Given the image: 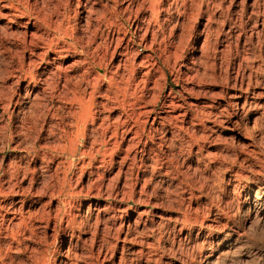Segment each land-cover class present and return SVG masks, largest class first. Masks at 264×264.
Wrapping results in <instances>:
<instances>
[{
  "label": "rangeland",
  "instance_id": "1",
  "mask_svg": "<svg viewBox=\"0 0 264 264\" xmlns=\"http://www.w3.org/2000/svg\"><path fill=\"white\" fill-rule=\"evenodd\" d=\"M262 187L264 0H0V264H258Z\"/></svg>",
  "mask_w": 264,
  "mask_h": 264
},
{
  "label": "bare ground",
  "instance_id": "2",
  "mask_svg": "<svg viewBox=\"0 0 264 264\" xmlns=\"http://www.w3.org/2000/svg\"><path fill=\"white\" fill-rule=\"evenodd\" d=\"M20 2V1H19ZM19 4H15L14 2L12 1H7V6H5L9 11L11 10V13L12 11H15L16 13L19 12V14H25L28 16L29 18V22H28V26H31L32 28H38V27H45V29L49 30L51 29V25L45 21V18H43L39 13L37 12H34L33 15L30 13V8H27L25 5H23V8L19 7L18 6ZM2 6V5H1ZM25 6V7H24ZM3 7V6H2ZM27 8V9H26ZM14 14V13H13ZM25 18V17H24ZM8 19V18H7ZM10 20V19H9ZM57 27V26H56ZM51 31V30H49ZM62 33V40L63 39H67V37H69V31L67 30V28L65 27L64 30L61 31ZM72 36V34H71ZM47 37V36H46ZM51 37V36H50ZM25 39V38H24ZM34 39V38H33ZM40 40L42 38H39ZM38 40V39H37ZM46 43H44V48L45 49H52L53 48V51L54 53L58 54L57 56H59V58H62V59H66L74 50L73 46H69L67 45L66 43L62 42L61 44L59 43V40H56L54 38H49V39H46ZM59 44L61 45V47H59ZM149 56V55H148ZM83 60V59H82ZM28 69V68H27ZM70 69V68H69ZM66 70V69H65ZM62 66H58L57 68L53 69V68H49V71L50 73L57 77H59V74H63V72L65 71ZM66 72V71H65ZM65 74V73H64ZM66 75V74H65ZM60 76V77H61ZM73 79V78H72ZM59 80V79H58ZM69 80V79H67ZM56 82V85L58 83L57 80H55ZM60 83V82H59ZM63 83V82H61ZM67 83V82H66ZM64 85V83H63ZM68 85V84H67ZM68 87V86H67ZM43 88V87H42ZM70 92L72 93L71 95V104L73 105V87H70ZM79 108H80V112L77 113V116H75V119H76V127H77V135H79L82 131L81 129H79L80 126H83V128L85 127V125L87 124L88 122V118L90 113L88 111L89 107L86 105V102L83 100V98L79 97V98H75ZM172 104V103H171ZM175 107V106H174ZM173 110V109H172ZM179 111V110H178ZM78 112V111H76ZM177 112V111H175ZM71 118H72V121H73V112H71ZM204 112H202L203 114ZM181 114V113H180ZM172 115L169 117V119H173L174 121H179L177 119V117L180 115ZM170 115V114H169ZM165 119V117H164ZM71 120V119H70ZM182 121V120H181ZM181 123V122H180ZM177 124V123H176ZM179 128H181V126H179ZM107 130V129H106ZM70 133V132H69ZM176 136V135H175ZM122 138V137H121ZM67 139H69L68 141L70 142V146L72 145V149H71V152L73 151V143H74V140H73V137L70 138L68 137ZM68 142V143H69ZM70 148V147H69ZM251 150V149H250ZM73 153V152H72ZM215 155V154H214ZM246 156V155H245ZM194 173V172H193ZM235 175V174H234ZM238 176V175H237ZM236 177V176H235ZM240 177V175H239ZM238 177V179H239ZM237 178V177H236ZM242 179V177H240ZM236 180V179H235ZM243 180V179H242ZM237 181V180H236ZM235 181V182H236ZM238 181H241L240 179ZM260 187V186H259ZM261 189V188H260ZM233 192V191H232ZM253 205L255 206H258V209H257V213L258 214H261V212L263 211L264 209V188L262 187V190H258L255 195H254V201L252 203ZM255 206H254V209H255ZM251 209V208H250ZM249 209V210H250ZM261 216V215H260ZM185 221V220H184ZM21 222V221H20ZM216 222V221H215ZM229 235V234H228ZM261 238V237H260ZM258 238V236L256 237L255 235H251V236H246L244 234V232L241 230H236V231H232L231 233V243L228 244L225 249H221L220 252H218V254H216L217 256H215V259H219L221 257V254H224V255H231L233 252H235V250L239 249L240 246L243 245H246V247H252L254 248L253 246L256 244L257 240H260L261 239ZM263 238V237H262ZM242 244V245H241ZM250 248V249H252ZM239 251V250H238ZM244 252V251H243ZM258 252V251H257ZM263 255H260V257L258 258V264H264V252H262ZM209 257V256H208ZM211 257V256H210ZM223 258V257H222ZM207 259V258H206ZM230 259V258H229ZM252 259V258H251ZM214 261V260H213ZM216 261V260H215ZM237 261V260H236ZM151 262V261H150ZM190 262V261H189ZM188 262V263H189ZM211 262V261H210ZM232 262V261H231ZM211 264V263H210ZM216 264V262L214 263ZM254 264H257V263H254Z\"/></svg>",
  "mask_w": 264,
  "mask_h": 264
}]
</instances>
